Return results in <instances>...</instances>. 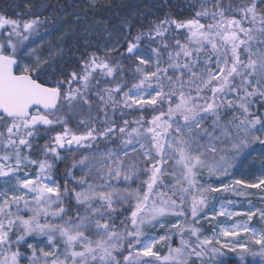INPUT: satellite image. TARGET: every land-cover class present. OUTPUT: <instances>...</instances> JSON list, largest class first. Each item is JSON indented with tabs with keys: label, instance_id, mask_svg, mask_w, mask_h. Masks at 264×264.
<instances>
[{
	"label": "snow or ice",
	"instance_id": "snow-or-ice-1",
	"mask_svg": "<svg viewBox=\"0 0 264 264\" xmlns=\"http://www.w3.org/2000/svg\"><path fill=\"white\" fill-rule=\"evenodd\" d=\"M101 6L0 11V264H264V0Z\"/></svg>",
	"mask_w": 264,
	"mask_h": 264
},
{
	"label": "trees",
	"instance_id": "trees-1",
	"mask_svg": "<svg viewBox=\"0 0 264 264\" xmlns=\"http://www.w3.org/2000/svg\"><path fill=\"white\" fill-rule=\"evenodd\" d=\"M31 3L35 5L33 11L39 12V5L41 3H47L49 5H57L58 7L55 8V12L57 14V21L60 23L65 22L63 19V12H67V20H72L74 14H79L83 16V8L86 4V0H0V11L7 12L10 16H15L13 12V7L15 4H22V3ZM113 4V5H122L123 7H113L110 11L107 10L105 7L101 6L95 10V15L98 18H109V24L116 22L115 20L111 19L114 14L118 16H123L125 12H134V6L141 3V0H109L107 2L101 3V5L105 4ZM27 11V9H25ZM53 9H49L48 12L44 14H50ZM103 20L101 19V23ZM61 172H63V166L61 167ZM256 223L255 219L253 221ZM203 231L211 233V226L207 224V222H203L201 225Z\"/></svg>",
	"mask_w": 264,
	"mask_h": 264
},
{
	"label": "rangeland",
	"instance_id": "rangeland-1",
	"mask_svg": "<svg viewBox=\"0 0 264 264\" xmlns=\"http://www.w3.org/2000/svg\"><path fill=\"white\" fill-rule=\"evenodd\" d=\"M107 1H109V0H100V3H104V2H107ZM86 2H87V0H86ZM256 166L259 167V164L257 163ZM237 219H243V218L238 217ZM211 231H212V228H211ZM230 264H236V261L233 259V260H231Z\"/></svg>",
	"mask_w": 264,
	"mask_h": 264
}]
</instances>
